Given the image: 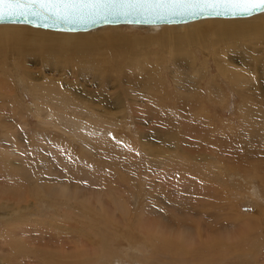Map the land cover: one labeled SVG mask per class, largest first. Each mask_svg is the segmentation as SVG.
Wrapping results in <instances>:
<instances>
[{
    "label": "rangeland",
    "instance_id": "374dc122",
    "mask_svg": "<svg viewBox=\"0 0 264 264\" xmlns=\"http://www.w3.org/2000/svg\"><path fill=\"white\" fill-rule=\"evenodd\" d=\"M136 27L110 26L98 31L95 30L93 31L97 40L95 46L85 44V48L82 49L83 52L77 53L78 50L76 52L72 50L70 53L73 54L66 56V59L52 56L49 61L50 64L45 63L46 60L43 62L40 59L34 60V58L23 59L16 54L17 52H13V48L18 46L14 37L11 34L0 35V72H6L5 66L9 67L8 79L5 78V74L1 75L0 73V85L3 88L0 91L4 92L8 88L9 90H6L9 91L7 92L9 98H11L10 94L19 93L16 81L21 78L26 79L24 76L26 69L30 70L36 77V80L33 81L35 83L40 84L45 78H53L58 82L60 81L63 89L69 90L70 93L73 90L80 92L78 100L96 108L97 111L94 113L102 116L105 120H109V117L114 114L116 118H119L113 121L111 117L110 121L113 122L109 123L110 127L107 123L103 124V120L92 119L88 112L78 111L75 113L73 108L69 109L64 105L61 107L53 103L46 104L40 100L38 101L42 103V106L44 105L43 108L46 107L43 114L44 118L41 120L36 114L28 111V114L25 112L24 118H22L20 115H15L12 105L6 101L0 103V115L4 116L3 121L9 122L11 125L10 134L5 139L6 150H0V204L2 205H0V264H67L57 261L53 263L55 259H50L51 257L48 255L56 251L62 253V258H66L68 264L75 262L79 264H197L196 260H190L189 255L181 256L178 252L176 255V251L169 250L168 247L166 251L165 246L158 242L161 240L160 234L170 236L172 234L177 235V233L178 235L180 233L192 234L193 237H196V243L193 242L194 246L197 242H201L203 245L198 243L201 247L198 248V245L197 248L195 247L197 253L206 245L204 249L202 248L204 252L199 251H202L203 255L214 253L216 257L213 255L212 257H215L216 261H214L215 258L212 259L211 256L208 257L207 255L213 263L264 264V233L259 231L261 226H263L262 231L264 230V202H260L259 209L255 212L251 205L253 199L249 197L251 184L259 185L260 188L258 189L264 195V180H262L264 179V133H252V127L240 124L238 120L241 114L242 119H244L246 116L244 113H247V109H242V105L247 107L248 104H251L250 106L254 108L261 107L263 110L261 113H264V84L254 78L256 77L254 68L249 71L245 65L240 63L242 60L245 61V57L250 59L249 49L253 47H256L255 50L257 49L255 51L257 56L264 57L262 52L264 40L257 36L264 34V21L260 28L246 30L244 34L240 33L239 35L232 32L218 35L208 31L203 37L201 48L199 47L202 44L201 41L195 42V45H199L198 47H187L189 49L188 54L195 55L196 53L199 57L201 56L202 61L203 57L208 59L211 56L212 59L227 61L233 68H243L251 78V87L244 86V89L248 93H253L254 97L262 102V106L252 99L245 101V98L238 94L233 87L234 84L226 76L219 74L214 62H211L212 67H208L209 65L206 64L199 77L190 79L186 75H176V72L166 70L167 64L171 67L175 59L180 60L186 57L187 53L178 55L176 52L177 45H174L175 49L171 53L172 39L170 40L159 32L150 30L149 27ZM110 36L118 37L122 41L112 46L107 41ZM212 53L216 56H212ZM41 58H43L42 55ZM186 58L191 59V56ZM58 60L66 64L59 71L55 70L57 67L53 66ZM92 61L94 64L102 66L103 64L104 66H111L117 61L123 65L122 69L127 73L137 68L140 69V67L144 68V66L157 65L163 67L161 85L173 89L184 83L187 85V90H193V86L199 82L204 83L205 87L206 82L213 81V86L222 90V99L221 97L220 99L211 96L207 98L206 95L202 97L198 95L193 100L186 101L189 107L193 108V112L188 110L191 116L196 119H200L202 116H212L213 124L208 133L209 136L217 134L222 142L224 140L225 146L234 145V148L240 150L230 154L229 149H227L226 155V151L221 152L220 150H223L221 144L217 145L218 142H215L216 145H214L215 143L208 141L203 144L205 146L202 145L203 149L202 143H198L197 137L190 135L187 136L189 142L181 145L184 150L179 149V151L176 150L179 148L176 145V141L179 143L176 138L180 134L184 135L175 129L176 138L169 139L170 142L166 145L167 153L156 157L150 156L144 152L141 146V132L146 134L145 139L142 137L143 144L146 143L147 146L156 149L164 147L165 142L160 138L164 134H158L151 128L158 123L154 118L142 115L135 118L131 111H128L129 114H125L128 106L126 101L128 98H125V94H127L126 90L132 94H137L138 97L142 94L140 104H143L146 93L150 92L146 88L149 85L147 81L150 80L149 82L152 83L153 79L148 78L147 80L138 73L137 76H129L130 83L125 78L124 83L120 84L121 90L119 91L122 92V98H124L122 99L124 104L120 105L117 104L119 100L115 97L117 92L115 90L119 88V85L115 87V84H112L100 91L102 84L96 79L94 80L93 77H89V75L84 78L77 77L76 72L90 66ZM173 66L176 65L173 64ZM204 73H207V76L201 79V75ZM138 76L146 81L136 80ZM2 79H6L9 87L3 86ZM140 82L142 84H139ZM143 83L147 85H143ZM26 84L28 85L29 81L25 82V86ZM14 92L15 94H13ZM205 92L207 93L206 87L203 93L206 94ZM24 94L27 97V103L35 101L33 95L27 90ZM183 95L185 97L190 96V94ZM130 97L132 98V96ZM209 99L210 103H208ZM253 100L255 99L253 98ZM3 105H6V108ZM16 107H20L19 104H16ZM48 108L51 111H56V115H61L63 118L54 117L49 118L51 119L49 120L48 117L54 115L47 112ZM61 108L62 110H60ZM177 109L176 117H183L184 108L178 107ZM26 115L28 117H25ZM261 116L263 117L264 114ZM262 117L259 118L263 120ZM219 119L226 120L227 125L225 127L218 125ZM49 125L51 126L49 127ZM184 129L186 130L184 127L181 128V130ZM101 135L111 136L112 139L109 138V140L119 146V154L115 156L116 158L114 157L118 159V163L107 162L106 159L111 158L110 156L107 157L99 153L98 155L91 154L88 149L84 148L83 141L81 144V140L93 143L95 138ZM1 137L0 131V139ZM195 138L197 142L194 141ZM241 138L254 139L251 150L255 154H252L247 148L241 149L238 144ZM188 147L191 148L185 150ZM198 147L199 149H197ZM82 149L87 151L86 154H81ZM214 149L218 152L215 155L212 152ZM219 153L220 156H218ZM113 155L111 154V156ZM191 157L193 158L191 159ZM76 158L83 160L82 164L75 166ZM92 164L96 167L101 166L100 169L103 171L94 173L85 167V165L92 166ZM116 165H119L121 169L115 167ZM22 167L26 171L22 172ZM246 167L247 170L244 169ZM14 179L23 182L24 190L22 193L10 195L11 189L16 188L11 187ZM49 191L53 193L50 194ZM40 193H42V198H40ZM46 195H53L54 199L44 198L43 200ZM53 204L56 209L52 206ZM121 205L125 208H122ZM90 209L91 211H89ZM237 209L239 213L236 212ZM10 212L15 214L13 220L6 218ZM235 220L239 221L236 223ZM252 224H256V226ZM245 225L250 226V232L246 231ZM252 226L259 230L255 231L254 228H251ZM203 229L208 230L209 235L212 231L213 235L217 236L219 233L218 237L222 235L223 239L228 238L227 245H230V248L233 247L231 245L234 243V246H240L238 249L241 251L251 249L254 255L240 256L237 253L241 251L236 250L237 252L234 253L233 250L237 249L234 247L231 250L235 254L233 256L232 252L230 253V250L227 249L228 246L223 245L224 243L220 246L214 240H210L209 236H207L208 238L205 237L207 233ZM155 230L157 231L155 232ZM235 231L236 233H234ZM243 232L249 234L247 235L249 238L243 236L240 239L239 235ZM102 233L105 234L103 237ZM206 238L217 246H211ZM151 240L155 244H152ZM230 242L232 243L230 244ZM223 249L229 250L226 252L230 254L227 256L222 254L225 251ZM169 256H171V260H169ZM48 260L52 262L48 263ZM210 260L207 264H211ZM198 264H200L199 261Z\"/></svg>",
    "mask_w": 264,
    "mask_h": 264
},
{
    "label": "bare ground",
    "instance_id": "6f19581e",
    "mask_svg": "<svg viewBox=\"0 0 264 264\" xmlns=\"http://www.w3.org/2000/svg\"><path fill=\"white\" fill-rule=\"evenodd\" d=\"M263 21H264V12L257 13V14L251 15V16H243V17H211V18H203V19H198V20H194V21H190V22H186V23H179V24H162V25H148V26L132 25V24H112V25L101 26V27H98V28H95V29H91V30H88V31L53 30V29H46V28H41V27H36V26H30V25H25V24L0 23V35H9V34H11L14 37V40H15V42H16V44L18 46L15 47L16 48V51H15V48H13V52L14 53L17 52L16 54L20 55L23 59L27 60L29 58H32V59L34 58V60L40 59L43 62L46 60L45 63H49L50 58L52 56H56V58H58V57H64V59H66V56H70L71 54H73V53H70L72 50H75V52H76V50H78L77 53L78 52H83L82 49L85 48V44L86 45L95 46L96 45L95 42L97 41L95 39V37H94V34L95 33H93V31H95V30L98 31L99 29H102V28H105V27L107 28V27H110V26H130L132 28H135L136 26L137 27H149L150 30L155 31V32H159L160 34H162L166 38H168L170 40L171 39L173 40V42L171 44L172 45V47H171V53L173 52V49H175L174 48L175 47L174 45H177L178 47H176V50H177L176 52H177L178 55H182V54L187 53L186 54V57L187 56H191V59L186 58V57H184V58H182L180 60H176L175 59L173 61V64H175L176 66H173V64H171V67H170L167 64L165 66L166 70H172V72H176V75H181V76L182 75L183 76L186 75L188 79H190V78H196V77H199L200 76V74L202 73L201 70L203 68L205 69V65L206 64L209 65L208 67H210V66L212 67L211 62H214V64L217 67V70L219 71V74H222V75L226 76L227 79L234 84L233 87L238 92V94H240L243 98H245L244 99L245 101L252 99V101L259 102L260 105L262 106V102L258 101L254 97L253 93H248L244 89L245 88L244 86H248V87L250 86L251 87V78L246 74L247 72H245L243 68H240V69L239 68H235V67L233 68V67H231L229 65V63L227 61L224 62V61L218 60L216 58L215 59H212L211 56H209L208 59L206 57H203V61H202L201 60V56L199 57L198 54H196V53H195V55L188 54V50L189 49H187V47H192V46L198 47L199 45H195V42L201 41L202 44H200V46H199L201 48L202 45H203V37H204L205 33L208 32V31H210L211 34H218V35L226 34L228 32H232L233 34L239 35L240 33H243L244 34L246 32V30H254L255 28H260L261 25L263 24ZM133 26H135V27H133ZM96 36H97V34H96ZM257 36L260 37L261 40H264V34H261V35L258 34ZM107 41L112 46H114V45H117V42H121L122 40L119 39L118 37L110 36L109 38H107ZM14 46H15V44H14ZM255 48L256 47H253V48H250L249 49L250 52L248 54L251 56L250 59H248V58L245 57V61L242 60L240 63L242 65H245V67H247L249 69V71L253 70V68H254V70L256 71V77H254V78H256L261 84H264V57H262L261 55L257 56L256 55L257 52H255V51H257V49L255 50ZM262 52L264 53V48H262ZM41 55L43 56V58H41ZM212 56L215 57L216 55H214L212 53ZM64 63L65 62H60L58 60V61H56V64H54L53 66L57 67L55 70L59 71L61 67H63L64 65H66ZM90 63H91V64H89L90 66L85 67L84 69L78 70L76 72L77 73V77H83L84 78L86 75H89V77H93L94 80L96 79L97 81L100 82V84H102V87L100 88V91H103V89H105L106 87H110L112 84H115V87H118V85H119V88L115 90V92L117 91L115 97L117 98V100H119L117 104H120V105H123L124 104V102L122 100V99H124V98H122V92L119 91V90H121L120 84L124 83V79L125 78L128 79L127 80L128 83H130V81H131L129 79V76H132V75L133 76H137L138 74L140 76H142V78H145L147 80H148V78L151 79V80L153 79V82L152 83L149 82L150 80L147 81L149 85H147L146 83H143V85L144 84L147 85L146 88H148V91L150 90L149 93H146L147 95L145 94L146 95L145 96L146 98H145L143 104H140V102L142 101V99H141L142 98L141 97L142 94L138 97L137 94H135V93L132 94V92H128V90H126L127 91V94H125V98H128V100H129V101L126 100L127 103H128V106L126 107L127 109L125 110V114L126 113L129 114L128 111H131L132 114H134L135 118L138 117L139 115H142L144 117H152V118H154L155 121L156 120L158 121V123L157 124H154V126H152L151 128H153L154 129L153 131H156L158 134L159 133L164 134L163 136H160V138H162V140L165 142L164 147H161L162 149H156V148H151V147L147 146L148 144H146V143L143 144L142 140L145 139V135L146 134L141 132V141H140L141 146L144 149V152H146L150 156L156 157L158 155H161V154L163 155V154H166L167 153V151H166L167 150L166 149V145L168 144V142H170L169 139L176 138L175 129L176 130H179V132L183 133V135H184V136H182L180 134L179 136H177L176 139H178L179 143L176 141V145L179 148L174 147L175 149L177 148L176 150H179V149L184 150V148L181 145H184L183 143H185V142L186 143L189 142L188 141L189 140V137H187V136H190V135H195L197 137V139H198V143L199 142L202 143L201 146L204 143H207V141L209 143L218 142L217 145L218 144L219 145L221 144L223 146V150L220 149L221 152L222 151L225 152L227 149H229L230 154H231V153L236 152V150H240V149L234 148L233 147L234 145L233 146H228V145L225 146L224 140L222 142V139L219 138V136L217 134H212L211 136H209L208 133L211 130L212 124H213L212 116H207V117H205V116L203 117L202 116L203 118L201 117L200 119L199 118L196 119L194 116H191V113L188 110V109H190L193 112V108L189 107V104L186 101L187 100H193L198 95L201 96V97L203 95L204 96L206 95L207 98L211 96V97H217V98L219 97V99H220V97H221V99H222V97H223L222 90L221 89L219 90L218 88L214 87L213 86V83H214L213 81L206 82L205 87L207 88V93L205 92L206 94H204L203 91H204V88L205 87H204V83H202V82H199L198 84L194 85L193 86V90L192 89L187 90L186 89V86L187 85L184 84V83H182L181 85L177 86L176 89L169 88L168 86L163 87V85H161L162 84L161 83V75H162V72H163V70H162L163 67L161 68L160 66H157V65L156 66H147V67L144 66V68L140 67V69L137 68V69H134L133 71H131L130 73H127V72H124L123 71V69H122V66L123 65L121 63L117 62V61L114 64H111V66H104V64H103V66L100 65V64H94L93 61L90 62ZM13 65L16 66V64H13ZM5 68L7 69V71L9 70V67L5 66ZM7 71L4 72V73H1L0 72L1 75H4L5 74L4 76H5L6 79H8V77H7L8 76ZM24 72H25L24 73V76H25L26 79H22L21 78L20 80H17V81L15 80L16 81V84H17V91L19 93L15 94V92H14L13 94H15V95L10 94V97L11 98H9V96L7 94V92H9V91L6 90L8 88H6L4 90V92H1L0 91V103L6 101L9 105H12V108H13V110L15 112V115H18V116L20 115L22 118H24L23 116H24L25 112L28 111V112H30L32 114H36V116L39 119L42 120L44 118V115L43 114H44V109H46V107L43 108L44 105L42 106L41 105L42 103L38 101V100H40V101H42V102H44L46 104L53 103V104H58L59 106L64 105L65 107H67L69 109L70 108L71 109L73 108V110H74L75 113H77L78 111L88 112V113H90L89 116H91L92 119L96 118L97 121H102L103 120L102 121L103 124H106L107 123L108 126H110L109 123L113 122L114 120L116 121V119H119V118H116V115L115 114L114 115H111L109 117V120H105L102 116L95 114L94 112L97 111L96 108H92L91 106H89V105L85 104L84 102L78 100L80 98V92H77V91H74L73 90V92L70 93L69 90L63 89L61 82L60 81L58 82L56 79L54 80L53 78H45L44 81H41L40 84H38V83L33 82L34 80H36V77L33 76V73L30 70H26L25 69ZM211 73H212V71H211ZM24 76H22V77H24ZM140 76L136 77V80H138V81H144L145 79H142ZM206 76H207V73L202 74L201 75V79H204ZM6 79H2L1 82H2V84H3L4 87H9L8 86V82H6ZM28 81H29V84L28 85L26 84V86H25V82L27 83ZM139 84H142V83L140 82ZM23 86H25V87L23 88ZM139 87H140V85H139ZM0 89H3L1 87V85H0ZM26 90L30 94L33 95V97L35 98V101H33L31 103H27V100H26L27 97L24 94ZM183 94H187V95L190 94V96L189 97H185ZM35 95H36V97H35ZM130 96H132V98ZM253 98L255 100H253ZM205 99H206V97H205ZM210 99L208 100V103H210ZM195 103L197 104V102H195ZM206 103H207V101H206ZM16 104H19L20 107L17 108L16 107ZM250 105L248 104L247 107L244 106V105H242V109H247V113L246 112L244 113V114H246L247 117L246 116L245 117L247 119L245 117H244V119H242V114L240 115L241 117H239V119L238 118L237 119L239 120V123L240 124H244V125H248L249 127H252V133H254V134H260V133H262L263 134L264 133V129H263L264 116L263 117L261 116V115L264 114V113H261V111H263V110L261 109V107L254 108V107H252ZM3 106H5V108H6V105H3ZM191 106L193 107L192 104H191ZM178 107L180 109L184 108V115L181 118L176 117V115H177L176 111L178 110L177 109ZM194 108L197 110V108H199V107L197 106V108L196 107H194ZM60 110H62V108ZM28 112H27V114H28ZM47 112L50 113V115H54L52 117H48V119L49 118H54V117H56V118H63L61 115L57 116L56 113H55L56 111H51V109H49ZM75 116H77V115H75ZM75 116H74V118H75ZM3 117H4L3 115H0V131H1V134H2V137L0 139V150L5 151L6 150V147H5L6 146L5 145V139L10 134L11 125H9V122L3 121V119H4ZM25 117H28V116L26 115ZM111 117H112L113 121L112 120L110 121ZM259 117L260 118L262 117L263 120L260 119ZM49 120H51V119H49ZM99 123H101V122H99ZM112 124L114 125V123H112ZM218 125H221L222 127H225L227 125V121L224 120V119H219L218 120ZM46 126H47V124H46ZM50 126L51 125H49V127ZM114 126H116V125H114ZM182 127L186 128V130L185 129L184 130H181ZM112 128H113V126H112ZM116 128H118V127H116ZM142 131H144V130H142ZM195 132H197V133H195ZM186 133H188V134H186ZM85 137L87 138V135ZM142 137H143V139H142ZM88 138H89V136H88ZM109 138H111V136H109V135H103L102 136L101 135V136H98L97 138H95V140H94L93 143H90L89 141L81 140V144H83V142H84V145H85L84 148L88 149L91 154H97L98 155V153H99V154H104V156L106 155L107 157L110 156L111 158L106 159V161L116 164V163H118V159H115L116 158L115 156H117V154H119V148H118L119 146H117L115 143H113L112 141H110ZM190 139L192 140L193 137L190 138ZM197 139L195 138L194 141L197 142ZM253 140H254L253 138H247V140L244 139V138H241V139H239V143L238 144L241 147V149L242 148H247L252 153L253 150H251V147L253 146L252 145V143H253L252 141ZM194 141H193V143H195ZM85 142H87V143L85 144ZM214 145H216V143ZM186 146H188V145L186 144ZM199 146H200V144H199ZM203 146H205V145H203ZM189 148H191V147L185 148V150L186 149L188 150ZM208 148H209V146H208ZM197 149H199V147ZM203 149H204V147H203ZM94 150H96V151H94ZM192 150H190V151L193 152ZM205 150H206V147H205ZM121 151H122V149H121ZM194 151H197V150H194ZM243 151H242V153H243ZM86 152H87L86 150H83L82 149L81 154L84 155V154H86ZM212 152H213L214 155H215V153L216 154L218 153V152L215 151V149ZM212 152H211V155H212ZM258 152H259V150H258ZM199 153H200V151H199ZM225 153L227 155V151ZM247 153H250V152H247ZM111 154H114V155L111 156ZM194 154H196V152H194ZM252 154H255V153H252ZM77 155H75V156H77ZM87 155H88V153H87ZM244 155H245V153H244ZM185 156H187V155H185ZM218 156H220V153H219ZM94 157H96V156H94ZM188 157H189V155H188ZM195 157H198V156H195ZM192 158L193 157H191V159ZM250 158H252V157H250ZM75 160H77V163H76L75 166H77V164H82V162H83V160L81 161V160H78L77 158ZM253 163H254V161H253ZM257 163H258V161H257ZM245 166H247V165H245ZM85 167L86 168H89L94 173H101L103 171V170L100 169L101 166L100 167H96L93 164H92V166L91 165H89V166L85 165ZM115 167H119L120 168L119 165H116ZM244 169L247 170V167L244 168ZM244 169H243V171H244ZM24 170H25L24 167H22L21 171L23 172ZM244 173H245V171H244ZM262 180H264V179H262ZM13 186L16 187V188L11 189V191L9 192L10 195H12V194L15 195V194L22 193V191L24 190V184L20 180H15L14 179L13 180V184L11 185V187H13ZM241 186H243V185L241 184ZM243 188H244V186H243ZM250 188L251 189L249 190L250 191L249 193H250L251 196L249 195V197L253 199V202H251V205L253 206V210H255V212H257V210L259 209L260 202L261 201L264 202V195H262V192L258 189V188H260L259 185H257V184H255V185L254 184H251ZM49 189H51V188H49ZM52 190H54V189H52ZM51 191H49L50 194L53 193V192L51 193ZM39 192H42V191H39ZM41 195H42V193H40V198H42ZM44 198H49L51 200L54 199L53 195H46V196L43 197V200H44ZM122 204H124V203H122ZM227 205H228V203H227ZM52 206H54V208L56 209V206L54 204ZM234 206H235V204H234ZM121 207L122 208H125L123 205H121ZM237 207H238V205H237ZM18 209H20V208H18ZM87 209H85V210H87ZM229 210L231 211V209H229ZM89 211H91V209ZM122 212H123V210H122ZM236 212L239 213L238 209L236 210ZM106 214H107V212H106ZM14 215H15L14 213H11L10 212L7 215L6 218L8 220H13L15 218ZM237 216H239V215H237ZM247 217H249V216H247ZM249 219H250V217H249ZM84 220H86L85 217H84ZM255 220H258V219H255ZM236 221L237 220H235V222ZM245 221H243V222L245 223ZM89 223H91V222L89 221ZM252 223H255V222H252ZM109 224L110 223L108 222V225ZM106 225H107V223H106ZM252 225L256 226V224H252ZM247 226H246V228L248 230L246 228L245 229H246V231L250 232L251 231V229H250L251 224H250L249 227H247ZM208 227L210 228V226H208ZM208 227H207V229H209ZM261 227L263 228V226H261ZM251 228H254V227L252 226ZM258 228H260L259 225H258ZM262 228H260V230L259 229H257V230H259L260 232L264 233L263 232L264 230L262 231ZM203 230H205V229H203ZM203 230H202V232H203ZM242 230H244V229H242ZM257 230L255 229V231H257ZM156 231L157 230H155V232ZM207 231H206V233H207ZM150 232H152V231H150ZM162 232H163V230H162ZM190 233H192V232H190ZM226 233H229V232L226 231ZM234 233H236V231ZM218 234H217V236L216 235H213V232L211 231L210 235L207 233V235L205 237L209 236L210 240L211 239L214 240V242L216 244L220 245V246L223 243H224L223 245H225V247L228 246L227 245V243H228L227 239L228 238H225L226 237L225 236L224 237L226 239L225 240V239H223L221 237L222 235L221 236L219 235L220 237H218ZM220 234H223V233H220ZM103 235H105V234L102 233V237H103ZM147 235H148V233H147ZM156 235H157V233H156ZM160 235H161V240L158 241V242H160L161 245L163 244L165 246V248H166L165 250L166 251H167V247H168L169 250L176 251V255L178 253L181 256H185V257L189 255V257H191L190 260H196L197 261L196 262L197 264H198V261H199L200 264H202V263L207 264L208 260H210L208 257L209 256L212 257V255L215 256L214 253L213 254H208V253L205 254L206 252L204 253L206 256L203 255V252H204V250H202L203 247L201 249H199V250H202L203 252L198 250V253H197V249L196 248L198 246H199L198 248H200L202 244H201V242H197V244L194 246V243H196L195 241L197 240V238L196 237H193L192 234L187 235L185 233V235H184L183 233L182 234L180 233V235H178V233H177V235L172 234L170 236L168 234L167 235L166 234H160ZM232 235H234V234H232ZM247 235H249V234H247L246 232L240 233L239 238L241 239V238H243V236L245 237ZM200 236H202V235L200 234ZM240 236H242V237H240ZM154 237H155V234H154ZM207 238H206V240H207ZM247 238H249V237L247 236ZM200 239H198V241ZM203 240H205V239H203ZM210 240L208 239L207 241L210 242ZM242 241H241V243H242ZM152 242H153L152 244H155L154 241H152ZM225 242H226V244H225ZM160 243H157V244H160ZM198 243H200L201 245H198ZM231 243L232 242H230V244ZM235 243H237V242H235ZM210 244H211V246H217L215 244H212L211 242H210ZM232 244H233V245H231V246H233L232 248L229 247L230 245L228 246L229 248L227 247V249L230 250V253L232 252V254H233V251H234V253H236L237 252L236 250H238V252L241 251V250L238 249L240 246L237 247L238 245L234 246V243H232ZM249 245H250V243L248 244V246ZM205 247H206V245H205ZM234 247L237 248V249H234L233 251H231ZM242 248H244V247H242ZM245 248H248V247H245ZM227 249H223V251L224 250L225 251L222 254H224L225 256H227L228 254H230V253L227 254V252L229 251V250L227 251ZM214 250H216L215 247H214ZM221 250H220V252H221ZM248 250L250 252L247 251V250H245V251L243 250V251H241L240 253H237V254L240 255V256H246V255L252 254V256H253L254 254L251 252V249L248 248ZM207 251H209V250H207ZM65 252H68V251H65ZM71 252H73V251H71ZM162 252H163V250H162ZM255 252L256 251H254V253ZM164 253H165V251H164ZM66 254H70V253H66ZM207 255H208V257H207ZM48 256H50L51 257L50 259H52V260L55 259L53 261V263L57 261L58 263H64V262H66L68 264V260L65 257H64L65 259L62 258L63 255H62L61 252L56 251L55 253H50V255H48ZM233 256H235V254H233ZM252 256H250V257H252ZM169 257H170L169 260H171L172 259L171 256H169ZM173 257H174V255H173ZM90 258H88V259H90ZM214 258L212 257V259H214ZM216 260L217 259L215 258L214 261H216ZM219 260H221V259L219 258ZM49 262H52V261L51 260H48V263ZM210 262H211V264L213 263L211 260H210ZM75 263H77V262H75ZM77 264H79V263H77Z\"/></svg>",
    "mask_w": 264,
    "mask_h": 264
},
{
    "label": "snow or ice",
    "instance_id": "6c2138e0",
    "mask_svg": "<svg viewBox=\"0 0 264 264\" xmlns=\"http://www.w3.org/2000/svg\"><path fill=\"white\" fill-rule=\"evenodd\" d=\"M152 12L251 16L264 12V0H0V19L31 15L75 23L86 18Z\"/></svg>",
    "mask_w": 264,
    "mask_h": 264
},
{
    "label": "water",
    "instance_id": "95a60500",
    "mask_svg": "<svg viewBox=\"0 0 264 264\" xmlns=\"http://www.w3.org/2000/svg\"><path fill=\"white\" fill-rule=\"evenodd\" d=\"M262 13V12H258ZM257 14V13H254ZM252 14V15H254ZM211 17H243V16H208V15H195L190 13L178 14H164L159 13H132L126 15L107 16L106 18L93 17L86 18L82 21L75 23L60 22L53 19H45L43 17H35L31 15L12 16L6 19H0V23H15L36 26L53 30H66V31H88L105 25L112 24H132V25H162V24H179L186 23L203 18ZM44 24L51 25L44 27Z\"/></svg>",
    "mask_w": 264,
    "mask_h": 264
}]
</instances>
